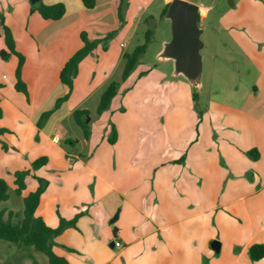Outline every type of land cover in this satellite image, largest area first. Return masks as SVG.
Returning a JSON list of instances; mask_svg holds the SVG:
<instances>
[{
    "label": "crops",
    "instance_id": "obj_1",
    "mask_svg": "<svg viewBox=\"0 0 264 264\" xmlns=\"http://www.w3.org/2000/svg\"><path fill=\"white\" fill-rule=\"evenodd\" d=\"M56 1L44 0L46 5ZM61 1L65 11L58 19H44L38 11H30L26 2L24 19L31 26L32 33L23 19L7 22L17 35L14 41L19 52L26 54L30 43L35 41L42 49L53 43L58 45L59 56L52 55V60H56L53 71L60 70L82 46L81 32L90 31L102 23V12L97 9L102 10L104 6L99 0L92 8L84 6L82 0ZM144 1L146 3L143 4L148 6L149 0H128V5ZM170 1L162 0L163 7ZM106 2L113 6L118 0ZM109 13L108 20L112 11ZM22 75L25 80L29 79L26 67H23ZM41 76V72L34 78L31 75L34 85L29 87L28 95L16 90L15 83L10 86L16 94L10 92L9 98H15L30 109L29 113L13 99H8L4 93L7 86L0 83V127L8 129L0 138L2 141L3 138L10 140L8 148L11 151L0 147L3 153L20 152L21 156H27L21 162L19 158L6 162L7 170L13 174L16 170L28 169L37 157L47 156L45 165L31 170V173L48 181L40 195L35 216H40L48 226L56 227L61 218L69 220L78 215L76 226L64 229L55 238L53 247L58 255L67 259L68 264H220L211 250L220 252L229 242L240 246L234 258L238 263L239 258L247 255L250 244L264 243V179L256 188L257 181L246 179L247 170L254 167V163L261 166L264 154L262 147L254 159L248 158L251 155L247 152L264 144V137H254L253 141L251 131L246 135L241 133L242 129L251 130L253 123L263 124L264 117L253 119L242 108H224L221 104L219 114L216 112V115L205 117L203 127L197 128L193 139L186 140L185 150L168 155V173L159 174L162 169L158 168L163 163L153 162L151 167L154 170L147 168L150 174H141L146 182L151 172L156 179L165 174L166 180L155 183L153 179L150 185L141 184L139 167H132L130 163L133 156L139 154L132 139L124 143L123 136L118 133L111 143L105 138L108 129L94 141L92 138L87 140L90 139L89 134L84 140L90 145V153L84 159L80 153H70L61 148L60 142L52 139L54 133L51 136L47 134L44 125L37 126L34 107L39 98ZM57 129L62 136L64 130ZM235 129L240 131L235 132ZM60 133L55 132L57 135ZM208 140L211 145H205ZM205 148L214 151L205 152ZM28 178L36 181L28 176L26 187ZM115 215L117 217L112 221ZM116 240L122 246H110L111 241ZM211 240L219 242L218 251L211 247ZM245 259L246 264H264V258L256 261Z\"/></svg>",
    "mask_w": 264,
    "mask_h": 264
},
{
    "label": "rangeland",
    "instance_id": "obj_2",
    "mask_svg": "<svg viewBox=\"0 0 264 264\" xmlns=\"http://www.w3.org/2000/svg\"><path fill=\"white\" fill-rule=\"evenodd\" d=\"M40 1L45 4L44 0ZM106 1L99 0L104 6L102 10L97 9L102 12V19L101 15L99 17L102 23L85 32L89 38L92 36L98 39L99 43L80 63L73 81L72 95L42 124L50 136L55 132L60 133L58 127L64 130L62 136L61 133L59 134L61 148H65L70 153H80L84 159L88 158L90 145L85 143L83 130L70 112L73 109L87 108L89 114L84 117L90 131V139L87 140L100 139L108 129L105 138L109 141L114 126L115 133L123 136L124 143L130 142V139L134 142L139 154L130 160L131 166L139 167L140 183L150 185L153 179L155 183L161 179L165 181L166 175L162 174V178L156 179L151 172V177H147L148 182H146L145 176L141 174L145 172L150 174L147 168L154 170L151 167L153 162L163 163V166L158 168L162 169L158 171L159 174L165 171L168 173V155H175L185 150L187 147L185 144L193 139L197 128L203 127L202 121H205V117L216 115V112L219 114L221 104L224 108L228 106L243 109L249 112L253 119L264 117V0H189L200 5L198 25L204 29L201 34L203 48L200 51L202 74L196 82H190L181 73H175L173 59L162 55L164 44L171 38V21L161 15L162 0H149L148 6L144 5L145 1L140 4L124 5L121 10V20L116 13L120 1L118 0L113 6ZM26 2L30 11H37L38 2L0 0V15L10 30L7 22H14L17 19H23L24 25H27L24 19L27 13ZM110 11L112 17L108 20ZM106 24L107 28H104ZM27 26L31 31V26L29 24ZM147 29L152 30L151 41L129 77L122 80L125 63L123 54L130 53L135 46L144 41V33ZM11 32L13 39L17 37L13 30ZM2 49L6 50L7 47L0 33V51ZM26 51V54L20 53L25 59L23 67H26L30 73L29 79L25 80L22 67L21 78L26 86L27 95L30 93L29 87L34 85V75L40 72L42 74L38 82L39 98L34 107L35 115L39 118L42 112L54 108L56 100L66 90L59 79L61 69L53 71L56 60H52V55L59 56L60 52L56 43L47 49H42L36 41L30 43ZM17 62L18 59L14 55H10L7 59L0 55V83L7 86L4 93L8 99H13L21 109L29 113L30 109L15 98H9L12 94H16L10 86L16 82ZM111 81L118 83L116 96L104 113L98 114L96 107L100 95ZM225 114L226 111L222 116ZM234 131L238 132L240 129ZM250 131L253 141L254 137H264V123H253L251 130L242 129L241 133L246 135ZM3 141L7 147H10V140L3 138ZM169 141L172 143L168 144ZM208 144L211 145V141L208 140L205 145ZM261 147L264 151V144L250 149L257 153L252 152L248 158L254 159ZM94 148L95 146L92 145V149ZM7 149L4 150L11 151L10 148ZM204 151L214 150L205 148ZM215 152L217 153V150ZM4 153L0 147V178L8 185L9 197L0 202V210H4L5 220L8 219V212L13 211L12 222L16 223L22 217L23 197L35 189L36 181L28 178L26 189L22 194H17L13 182L14 174L7 170L6 162L18 158L19 161L25 160L27 156H21L20 152ZM182 158L184 159V155ZM16 167L19 168L18 165ZM30 168L31 164L28 169ZM247 171L251 175L249 176L247 172L246 179L257 181L254 186L256 188L264 179V176H261L264 175V154L261 166L254 163V167ZM166 183L168 184V179ZM239 251L240 246L234 245L233 242L225 244L220 252L211 250L220 264H234L235 261L236 264H246V257L252 261L247 254L239 258L237 263L234 258ZM33 259L38 264H50L43 252L33 247H18L15 243L0 239V264H34Z\"/></svg>",
    "mask_w": 264,
    "mask_h": 264
},
{
    "label": "trees",
    "instance_id": "obj_3",
    "mask_svg": "<svg viewBox=\"0 0 264 264\" xmlns=\"http://www.w3.org/2000/svg\"><path fill=\"white\" fill-rule=\"evenodd\" d=\"M118 5V16L121 20V10L124 5H128V0H119ZM84 6L87 8H92L95 5V0H82ZM168 3H166L161 11V15H164L167 9ZM37 11L44 19H58L65 11L64 4L61 2L46 5L41 1L38 2ZM0 28L1 34L4 37V41L7 49H2L0 51L1 57L4 59L9 58L10 55H15L18 59L15 75L16 82L15 88L18 91L23 92L27 95L26 86L21 78V70L24 63V56L16 50L15 42L11 30L4 24L3 18L0 15ZM82 46L64 63L60 70L59 78L60 81L66 87V92L64 95L59 97L53 109L44 111L40 114L37 120V126L41 127L44 120H47L52 112L57 109L62 102L66 101L73 89V80L78 73V67L80 62L92 51L99 43L98 39H91L87 36L85 32H81ZM152 38V30L147 29L144 33V41L130 52H125L123 58L125 59L122 80H126L130 75L131 71L136 66L139 57L146 51L148 43ZM118 83L116 81H111L106 88L102 91L98 105L96 107V112L102 114L110 105L113 97L117 93ZM89 111L87 109H75L72 112V116L76 123L82 128L84 136L89 137L90 131L88 123L85 122L84 117L88 116ZM1 116V110H0ZM8 131L6 128L0 127V136ZM112 138L109 139L110 142L115 140V129L112 131ZM0 143L2 148L7 149L5 142L0 138ZM254 150H248V154ZM48 161L47 156H39L31 162L30 169L17 170L14 172V183L16 185L15 192L17 194H22L23 190L26 188V178L32 176L37 181V186L33 191H30L27 195L23 197L24 208L22 211V217L16 222H12V217L14 216L13 211L8 212V219L3 218L4 210H0V239L15 243L18 247H33L35 250L43 252L48 257L50 264H68L65 257L58 255L53 247L56 244L55 238L63 232L67 227H75L78 215L72 219L61 218L59 224L56 227L48 226L40 216H35V210L38 205L40 195L45 190L48 185V181L40 176L31 173V170H36L45 165ZM8 185L4 179L0 178V202L8 199ZM17 215V214H15ZM115 233V232H114ZM247 254L252 261H256L264 258V243H252L247 248ZM32 256V255H30ZM34 264H38L35 259H33Z\"/></svg>",
    "mask_w": 264,
    "mask_h": 264
},
{
    "label": "water",
    "instance_id": "obj_4",
    "mask_svg": "<svg viewBox=\"0 0 264 264\" xmlns=\"http://www.w3.org/2000/svg\"><path fill=\"white\" fill-rule=\"evenodd\" d=\"M37 3L40 0H30ZM200 5L189 0H171L164 16L171 21V38L164 44L162 55L173 59L175 73H181L190 82L199 81L202 74L203 48L199 27ZM117 215L112 219L115 220ZM114 241L110 246L113 247ZM211 247L219 250V242L213 240Z\"/></svg>",
    "mask_w": 264,
    "mask_h": 264
},
{
    "label": "built area",
    "instance_id": "obj_5",
    "mask_svg": "<svg viewBox=\"0 0 264 264\" xmlns=\"http://www.w3.org/2000/svg\"><path fill=\"white\" fill-rule=\"evenodd\" d=\"M52 139L54 142H59L61 140V137L57 134H54ZM114 245L118 247L122 246L121 242H119L118 240L114 241Z\"/></svg>",
    "mask_w": 264,
    "mask_h": 264
}]
</instances>
